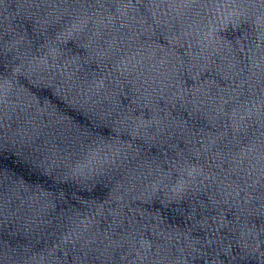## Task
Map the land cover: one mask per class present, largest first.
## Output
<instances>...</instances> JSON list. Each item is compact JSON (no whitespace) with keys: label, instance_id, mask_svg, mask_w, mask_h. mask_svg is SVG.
Segmentation results:
<instances>
[{"label":"snow or ice","instance_id":"obj_1","mask_svg":"<svg viewBox=\"0 0 264 264\" xmlns=\"http://www.w3.org/2000/svg\"><path fill=\"white\" fill-rule=\"evenodd\" d=\"M217 2H221V0H217ZM223 2H225V3H231V2H234V0H223Z\"/></svg>","mask_w":264,"mask_h":264}]
</instances>
